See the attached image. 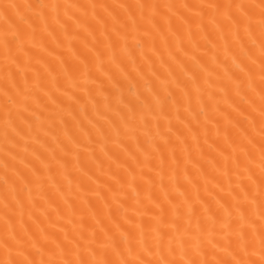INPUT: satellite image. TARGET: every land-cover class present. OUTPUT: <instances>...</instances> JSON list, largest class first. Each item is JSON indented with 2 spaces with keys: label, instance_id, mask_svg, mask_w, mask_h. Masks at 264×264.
<instances>
[{
  "label": "bare ground",
  "instance_id": "obj_1",
  "mask_svg": "<svg viewBox=\"0 0 264 264\" xmlns=\"http://www.w3.org/2000/svg\"><path fill=\"white\" fill-rule=\"evenodd\" d=\"M0 264H264V0H0Z\"/></svg>",
  "mask_w": 264,
  "mask_h": 264
}]
</instances>
